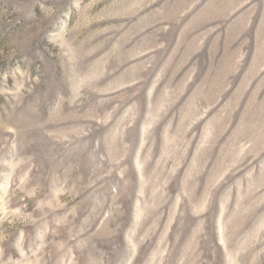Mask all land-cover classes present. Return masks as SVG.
Segmentation results:
<instances>
[{
  "label": "rangeland",
  "instance_id": "374dc122",
  "mask_svg": "<svg viewBox=\"0 0 264 264\" xmlns=\"http://www.w3.org/2000/svg\"><path fill=\"white\" fill-rule=\"evenodd\" d=\"M0 264H264V0H0Z\"/></svg>",
  "mask_w": 264,
  "mask_h": 264
}]
</instances>
